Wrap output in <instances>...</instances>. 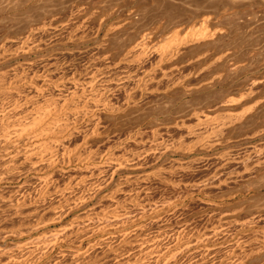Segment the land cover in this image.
<instances>
[{
	"label": "bare ground",
	"instance_id": "bare-ground-1",
	"mask_svg": "<svg viewBox=\"0 0 264 264\" xmlns=\"http://www.w3.org/2000/svg\"><path fill=\"white\" fill-rule=\"evenodd\" d=\"M28 1L33 2L34 0ZM95 1L74 0L66 8L65 19L62 20L55 19L57 15L53 14V11H48L45 7L44 18L42 13H39L37 19L35 20L32 18V15H29L31 13V10L29 9L27 13L28 15L25 17V23L27 25L26 33L16 38H5L0 41V98L10 97L8 100L0 99V184L2 182L12 184L11 191H14V196L12 195V197L8 200V208L11 212H19V216L21 210L25 212V209H28L29 206H33L31 207L32 209L35 206V210L39 209L43 211L40 214L38 213L39 218L36 217V211L33 212L35 213L34 215H36L35 217L37 219L44 221V219L50 220V218H58L60 220L72 211L86 206L85 204L91 200H94V198H97L99 203L106 204L105 202H108V205H111L114 201L121 198H119L120 194L126 192L124 191L125 187L129 184V181L133 179L129 175H126L128 172L126 174L121 173L129 170H132V172L136 171L143 173L146 169L145 166L150 165L148 164L149 161L151 164H153L152 161L157 156H161L169 147V144L166 143L168 146L166 147L165 145L163 149L162 146L165 144V142H163L165 140V136H163L164 140H157L159 141L158 143L154 142L155 148H152V145L141 150L142 147L140 148L136 146L137 149L140 148V150H136L134 148V150L138 152L133 153L132 151V153L129 154L128 151L125 152L127 148L124 150L123 147H128L130 143L129 141L131 140L134 142L141 140L145 133V129L142 130V128L136 127V129H133L129 132L125 133L124 131V133L121 135L117 134L119 137L117 136L118 138L114 140V137L110 134L112 132H110L107 129V126H105L106 123L103 121V115H117V113H125L128 108H131V106H140L143 101V97H149H146V94L149 93L153 95V93L157 92L156 90L160 91L161 88L167 89L171 85L175 86L177 83L181 82V79L173 80V77L175 76H173V74L178 71L179 65L176 66L175 63H171L173 58L177 59L176 55H178L179 50L176 52L174 50L172 51L171 49L170 51L172 52L163 51L161 54L159 53L157 55L158 57L156 61L153 62L150 67L148 66L147 69V66L145 65L148 64L146 63L148 59L146 58L144 60V72H141L142 74H139L140 72L136 73V70H139L140 68L139 66L144 64L142 60L144 57H142V55H144L149 50H145V47H147L146 45H148L150 39L146 33L143 35V37H141L140 40L135 42V45L133 44L134 47L130 46V48H132L129 50L130 52H124L126 49L123 51V47L120 48V50L123 52H119L117 51L119 48L117 49L116 46L114 47L115 50L117 49V52H114H119L118 55L115 54V56L117 55L116 57L118 58L117 63L121 69H124L121 71L120 69L117 70V73L115 74L113 70L116 68H113V66L116 63H113V60L116 57L114 59L112 58L111 53L113 54V50H107V52H103L102 54H100V51H106V46L108 43H110L108 41L112 36L111 33L118 29L119 25L122 24L120 21V24H112L106 28V30L103 29L105 31H103L104 35H102L100 38L101 40L97 44L94 42L96 44L95 47L93 45V50L96 52L95 55H97H94V58L91 56L92 59L90 58L88 62L84 63L85 65H82L84 67L80 72H77L79 69L76 68L75 69L77 71L73 72L71 68L69 70L62 67V63H59L61 61H58V57L56 58L58 52H50V50L57 51V49L54 50L52 48L56 45L77 44L78 46V44L91 42V40L93 41L98 38L97 35L101 33L104 24L110 22V16L112 15L111 12H113L114 8L113 6L110 7L109 0H97L99 2ZM44 9L42 10L44 11ZM94 19L95 22L99 19V21H97L99 24L95 23V25L98 26H96V31L94 30L96 34H94V31H91L93 33L90 34L86 30L89 23L91 21L94 22ZM116 21L117 23L119 22V20ZM121 26L122 25H120V27ZM66 31L68 32L65 36L63 33ZM119 32L117 31L116 33ZM116 33H113V36L116 35ZM120 35L123 34H119V36ZM119 36L117 35L118 38ZM206 36L207 35H205V37ZM121 37L122 36H120V38ZM117 40V46L121 47V41L119 39ZM112 41H115L113 40V37ZM131 53L135 54L136 56L135 57L133 55L135 58L132 62H136L135 66L139 65L137 66L139 68H137L135 71L134 69L129 71L127 70L128 68L125 67L130 63L129 60L131 58L130 56L132 55ZM83 54L84 53H82V55ZM67 55L69 54L67 53ZM77 55L82 56L81 52L79 54L77 53ZM74 56L77 57L76 53ZM145 56H149V54ZM21 59L24 61L23 63L18 62V60ZM115 60L117 61V59ZM63 61L64 60H62V62ZM126 62L129 63L126 65ZM110 63H113V66ZM59 69H62V72ZM57 71L61 73L57 74ZM113 73L115 75H113ZM180 77L182 78V76ZM164 83L167 85H164ZM34 85H36L37 90L34 89V94L31 92L32 96L29 94L27 96L26 94L28 97L26 102L20 104L18 100H14L13 97H15V93L18 94L21 93V91L24 92L29 86ZM55 90L57 91L56 93ZM115 92H118L122 96V100L116 101L118 100V97L116 100L114 99ZM115 94L118 95L117 93ZM176 106L177 104H171L166 106L164 110L162 108L159 109L160 112L155 115L156 118L158 119L162 115L167 117L168 115L170 116L171 113L175 111ZM158 111H155V113ZM191 116L192 120L190 123L188 122L189 120H186V122L184 117V120L180 119L181 121H178V124L180 123L181 128L185 129H183V131L186 132V135L183 137L190 139L188 142L191 144L190 146L187 144V138H185L186 141H184L187 145H184V142L181 140V142L178 143V149H182V152L183 149L186 151L189 148L192 151V149L194 150L196 148L211 150L213 148L215 149L216 147H223L227 143V139L223 137L225 136L224 133L226 132L224 131L225 127L238 122V120H240L239 118L242 117H236L228 114L227 116L216 113L208 114L204 111L194 112ZM163 119L159 120V122ZM156 121L158 122V120ZM155 128H158V126ZM163 129L164 128L161 130ZM153 132L154 131L152 129V133ZM155 133L157 135L158 130L154 132V135ZM263 134L264 133H262L261 136H263ZM146 135L144 136L146 137ZM159 135L160 134L158 133V136ZM150 137L153 139V136ZM150 137H146L147 143L148 138ZM185 139L183 138V140ZM171 141L172 140L169 142ZM94 142H99L101 147L99 143L97 145V143L95 144ZM172 142L174 143V141ZM102 143L106 144L107 147L102 148ZM127 143L128 145H126ZM262 143L261 145H250L244 155L239 157V159H242L243 162L241 163L244 165L242 166L243 174L241 173L239 178H242L241 176H244V173L251 176L264 169V144ZM174 144L173 146H176L175 148H177V143L175 145ZM140 145H143V143L141 142ZM187 146H189V148ZM171 148H169L170 151H174L172 150L173 148ZM166 153H169V151L165 152V154ZM216 156L217 160H219L218 162L222 161L224 163L225 161L227 162L232 160L231 157L233 156V152L230 150V148H226ZM159 158L160 157H158V160ZM187 164L185 163V165ZM217 164L218 163H216V165ZM150 166L152 167V165ZM216 168L219 167L216 166L215 169ZM153 170H155V168ZM161 170L165 171V169H160V171ZM160 171H158L155 176L158 174L160 175ZM119 174L122 176H119L120 178L118 177V179L116 177ZM147 175L148 174L146 173L145 176ZM150 175L153 177L152 174ZM218 175L222 176V174ZM139 176L141 177V174H139ZM149 176L145 178L143 177V179L148 180ZM140 177L136 178V180L140 179ZM158 177L162 178L161 176ZM232 178L233 177H228V180H226L229 181V179L231 180ZM211 181L213 180L207 179L202 181L198 188H195L196 190L192 192L191 189V195L195 193H203L204 189L212 184ZM109 188H112V191L110 190L111 192L108 191ZM262 189H264V183L259 186V190ZM11 191L10 193H12ZM203 195L205 198L209 197L206 193H203ZM0 197L2 196L0 195ZM110 202L112 203L110 204ZM119 202L116 201V203ZM146 203H139V205L137 204L138 206H134L132 204L135 207V210L133 209L134 207L132 210L125 207L121 203V205L116 204L117 206L112 204L114 206L111 207L112 209L110 206H108L107 208L100 211H96L97 209L94 210L91 208H85L80 214L76 215V217L73 218V220L65 228H62L56 232V234L53 233L54 236L52 235L53 237H49L50 239L47 238V241L46 238H44L45 241H43V239H39V243L35 242L38 240L31 241L24 245L16 246L15 249L12 248L13 246L9 247L10 245H8V247H0V264H38L40 259L45 257V255L49 254L52 259V252L58 245H73L76 247L79 245L78 247H80L83 241L92 237L96 238L97 240H95L94 243L88 245L85 251L82 250L81 252L76 249H74V251L60 249L57 255L53 258L51 264H110L111 258L116 260L114 262L115 264L116 262L118 264H130L133 260L130 259L131 256L130 258H127L130 261L129 263V261L122 256V253L128 251V253H125V255H127L130 253L129 250H131L132 247H137L138 245L141 249L139 250L138 254L136 251L135 254H137V256L139 254H143V256L146 254L147 256L149 253L151 255L153 254L152 256H154L156 253L154 256L156 260L153 262V264H166L167 260L175 257L173 254H177L178 250L175 251V249L182 245L180 244V246H176V243L179 242L177 238V242L168 245L169 248L164 249L162 247L165 251L162 250L163 252L161 253L160 251L156 250L157 247L153 242L149 243V241H152L155 237L158 239L157 236L154 235V238L153 236H148V238L146 236L138 238L140 236L137 235L144 234L142 231L145 226L135 227V229L130 231L127 230L129 228H126L136 221L143 219L144 217L146 218L148 215H157V213L160 211L167 210V207L169 206L166 204V207L164 203H161L160 205H147ZM208 206L210 205L208 204ZM31 208L29 207V210ZM167 211L170 212L168 215L173 216L179 212V209H169ZM21 214L23 215V213ZM10 215L12 216L11 213L8 214V216ZM168 215H166V217ZM250 216L244 217L243 220H236L233 225L230 224L232 221L227 222L220 218L217 220V222H215V224L213 223L212 228L208 232H206L204 235L202 234V237L199 239L194 238L196 239L195 243H193V239L192 241L189 240V238L187 239L189 236L186 237L184 233V238L186 237L184 243L186 246L183 245L181 248H192L194 254L206 256L207 258L204 257L206 262L204 261L203 264H216L215 260L217 254L227 250V252L230 251L229 253L231 254L229 256L227 255L228 257L226 258L228 259L224 258L225 261L220 260V264H234L235 261L233 259V262H231V257H240V255L242 257V255L246 256L249 255V253L258 251L255 249L257 247L246 248L247 245L243 243V240L245 239L243 238L242 240V237H246L247 234L243 235V233L250 231L251 227L256 221L259 222L264 220V214L261 211H256L251 217ZM30 217L31 216L27 218L32 219L33 216L31 218ZM36 218L35 220H37ZM157 219L160 220L159 218ZM21 220H23V218ZM150 220L152 221V219ZM151 221L148 222L149 225L150 223H154V221ZM155 223L157 224V222ZM4 229L6 228H3V230ZM256 233L257 235H264V228L263 230H257L253 234L256 235ZM11 235L14 236L15 234L7 232L6 230V232H2L0 239L5 240ZM241 235L242 237H239ZM150 238L152 239L150 240ZM159 239L162 238L159 237ZM159 239L158 241H160ZM228 239H231L230 241L233 242L226 244ZM153 241L157 243L156 240ZM151 243L153 244L150 245ZM209 243H211L210 246L206 247V244ZM157 246L159 247V250L162 249H160V245H158V243ZM162 246H164L163 243ZM251 246H254V244ZM139 247H137V250ZM187 248H185V250H187ZM173 251H175V253ZM146 252H148V254ZM192 253L193 252H191V254ZM137 256H135V259ZM192 256L194 257L195 255L192 254ZM132 257L134 256L132 255ZM193 257L189 259L188 256V260L193 259ZM140 258L137 259L139 260ZM218 258L221 259L220 255H218L217 259ZM246 258L244 257V259ZM137 259L135 260L137 264H152L150 258L149 261L151 263L149 261V263H146L145 260V262L141 261L142 258L137 262ZM177 259L178 258H176V260ZM171 261L168 263L172 264ZM201 262H203V258ZM133 263L135 264L134 261H132V264ZM241 263L239 262L238 264Z\"/></svg>",
	"mask_w": 264,
	"mask_h": 264
},
{
	"label": "rangeland",
	"instance_id": "rangeland-1",
	"mask_svg": "<svg viewBox=\"0 0 264 264\" xmlns=\"http://www.w3.org/2000/svg\"><path fill=\"white\" fill-rule=\"evenodd\" d=\"M73 1L74 0H34L33 2H29L28 0H0V41L5 38H16L26 33L27 25L25 23V17L26 15H28L27 13L29 9L31 10V13L29 15H32V18L35 20L37 19L39 13H42L44 18V7L48 11H53V14L57 15L55 19L62 20L65 19L66 8ZM109 2L110 7L113 6L114 9L113 12H111L112 15L110 13V22L104 24L101 33H99L100 35H97L98 38L93 41L91 40V42L78 44V46L77 44H60L59 46L56 45L52 48L54 50L57 49V51L50 50V52H58V55L55 53L57 55L56 58L58 57V61H61L59 63H62V67L69 70L71 68L73 72L77 71L76 69H79L77 72H80L84 67L82 65H85L84 63L88 62L91 56L92 58H94L96 52H94L93 49L95 45L101 40L100 38L102 37V35H104L103 31H105L106 28H108L112 24H120V21L122 22V24L120 25H122L123 27L121 26V28L119 25V28L117 27L118 29H116L115 31H123H120L119 33L113 31L111 33V39L108 41L110 43H108L106 46V51L102 50L100 51V54H102L103 52H107V50H113V54L111 52L110 53L112 55V58L114 59L118 55V53L122 51L120 50V48L123 47V51L126 49L124 52H130L129 50L132 49L130 48V46L134 47L135 42H137V40H140L143 35L147 33L150 38L148 45H146L147 47H145V50L149 49V52L147 51L144 55H142V57H144L142 59L144 64L140 66L137 65L140 68L135 66L136 62L134 61L133 63L132 61L136 56L135 54L131 53L132 55L130 54L131 58L129 60L130 63L128 62V64L126 62V65H128H123L127 67V70L129 71L131 69H134L135 71L137 68H139V70H141H136V73L140 72L139 74H142L144 72L143 70H145V66H147L146 69L148 68V66L150 67V65L156 61L158 57L157 55L159 53L161 54L163 51L169 52L171 49L172 51L174 50L176 52L179 50L178 55H176L177 59L173 58L171 63H175L176 66L179 65L178 71L180 69L181 70L179 72L176 71V73L173 74V76L175 75L176 77H172L174 78L173 80L181 79V82L177 83L175 86L171 85L167 89L161 88L162 90L160 89V91L156 90L157 92H152L153 95L149 93V95L146 94V97H149H143V101L140 106H131V108H128L125 113H117V115H103V121L106 123L105 126H107V129L110 132H112L110 134L114 137H112L114 140L119 137V134L121 135L122 133H124V131L125 133L129 132L133 129H136V127H140L142 128V130L145 129L144 131L147 135L145 133L144 135H146V137L153 136V139H151L152 137L148 138V143L146 140L147 138L144 135L142 137V139L144 140L141 139L136 142L132 140L129 141V145L128 143L126 144L128 145V147L126 145V147H123L124 150L125 148H129L128 150H125V152L128 151L129 154H131L132 151L133 153L138 152L136 150H140L141 147V150L152 145V148H155L154 142L158 143L159 141L157 140L162 141L164 139H167L166 141H163L165 142V144H163L162 146L163 149L165 145L166 147L168 146L166 143L169 144V147L165 151H169V153L165 154L164 152L161 156H157L155 158L156 160L154 159L155 161H152L153 164H151L149 161L148 164L152 165V167L150 165L145 166L146 169H143V173L136 172L134 170V172H132V170H129L121 173L126 174L128 172L126 175H129L133 179L129 181V184L126 186L127 188L125 187L124 191L126 192L121 193L119 196V198H121L119 200H116L117 202H120L116 203V201H114L115 203L110 202V204L112 203L114 206H117L116 204L121 203L125 207L132 209L134 206H138L139 203L147 202V205H160L161 203H164L165 205H169L168 207L166 205V207L168 208H166L167 210L179 209V212H177V214L173 216L168 215L170 212H168L167 210L160 211L159 213H157V215H148L146 218L144 217L143 219L136 221L126 228H129L127 230L130 231L135 229V227L145 226V230L143 229L142 231V233L144 234L137 235L140 236L138 238L145 236L147 238L148 236H153L154 238V235L157 236L158 239L160 237L163 240L159 239L160 241H158L156 237L153 239L157 241L158 245H160V249L162 247L164 249L169 248L168 245H170L171 243L174 244L178 239L179 242L176 243V246H180V244L182 245L180 247H177L178 249H175V251L178 250L177 254H173V256L175 257L167 260L166 264L168 262L170 263L171 260L172 264H179L182 262V264H192L193 262V264H203L204 261L206 262V256L194 254L192 248H181L183 245L186 246L184 242L187 236H189L187 237V239L189 238V240L191 241L193 239V243H195L196 239H199L206 232H208L212 228L213 223L215 224V222H217V220L220 218L223 219V221H232L230 224L233 225L236 220H243L244 217L250 215L252 216V214H254V212L256 211H261L264 214V189L259 190V186L264 183V169L251 176L244 173V176H241L242 178H239L242 173V166H244L241 163L243 162L242 159H239V157L244 155L250 145H261V143L264 141V134L263 136H261V134L264 133L262 132L264 131V0H114V2L113 0H109ZM114 5L117 8H115ZM42 9H44V11ZM116 20H119V22L117 23ZM97 21H99V19L96 20V22L95 19L94 22L91 21L87 27V30H85L92 34L93 32L91 31H96V28L98 27L97 25H95V23L99 24V22ZM67 32L68 31L63 33V35L66 36ZM113 33H116V35H114L116 37L117 35L119 36V34H123L120 35L122 36L121 38L120 36L119 38L117 37V39H119L122 43L121 47L117 46L116 41L118 40L113 36ZM94 34H96V32ZM205 35L207 36L205 37ZM112 37L115 41H112ZM115 46L117 47V49L119 48L118 50L116 49L117 51H119L118 53H115L117 52L114 48ZM80 52L81 55L82 53L84 54L82 56L77 55V53L79 54ZM67 53L69 55H67ZM73 53L74 55L76 53L77 57H75ZM115 54L117 55L115 56ZM148 54L149 56H145ZM133 55L135 57H133ZM146 58L148 59L146 61V63L148 64L145 65L144 60ZM115 59H117V61ZM115 59L113 60V63H116L114 65L115 67L113 66V63L110 64L113 66V68H116V71L113 70V72L116 74L117 70L120 69L121 71L124 69H121L119 67L117 63L118 58L116 57ZM62 60L64 61L62 62ZM18 62L23 63L24 61L21 59L18 60ZM141 66L143 69L141 68ZM59 70L61 71L62 69ZM61 72H58L57 74ZM114 73L113 75H115ZM180 76H182L183 80ZM164 85L167 84L164 83ZM34 86H29L28 89L25 90L26 92L21 91V93H15L16 95H14L15 97H13L14 100H18L20 104L26 102L28 94L31 95V92L32 94H34V89L37 90L36 85ZM56 92L57 91L55 90V93ZM115 93H117L118 95H116ZM115 93L114 99L116 100V98L118 97V100L116 101L122 100V96L118 92ZM8 98L10 97H1L0 99L8 100ZM171 104H177V106L175 107V111L172 112L173 114L171 113V115H168V117L162 115L157 119L155 115L160 112L159 109L162 108L164 110L166 106ZM195 109L198 112L204 111L208 114L216 113L223 116H227V114L236 117L242 116L241 118H239L240 120H238V122L225 127L226 130L224 129V131L226 132L224 133L225 136L223 137L227 139L226 145L229 144L230 146L224 145L223 147H216L215 149L213 148L211 150L196 148L194 150L192 149L191 151V149L189 148L191 144L188 142L190 141V139H188L187 137H183L186 135V132L183 131L184 128H181L180 123L178 124V121L180 119H185V121L189 120L188 122L190 123V121L192 120L191 115L194 112H197ZM155 111L158 112L155 113ZM161 119L163 120L159 122V120ZM156 120H158V122ZM161 123H163L164 125ZM154 126H158V128H155ZM162 128L164 129L161 130ZM152 129L154 132L158 130V133L160 135L158 136V133L157 135L156 133L154 135V132L152 133ZM159 129L161 130V132ZM155 136L157 138L159 137L160 139H157ZM163 136H165L164 139ZM183 138H187V141L186 139L183 140ZM176 139L178 140V142ZM170 140L174 141L175 144L177 143V148H175L176 146H173L174 143L172 141V143L169 142ZM181 140L183 142H188L187 144L189 146L187 147L190 150L188 149L184 151L183 149L182 152V149H178V143H180ZM141 142L143 143V145H140ZM186 142H184V145H187ZM94 143H97L98 145L99 142ZM262 144H264V142ZM102 145V148L107 147L106 144L102 143ZM136 146L140 148L137 149ZM228 147L233 152L234 158L232 156V160H229L227 162L225 161V164L222 161V163L218 162L219 160H217L216 155H218L226 148L229 149ZM134 148L136 150H134ZM169 148L174 151L171 152ZM158 157H160L159 160ZM185 163L188 164L185 165ZM216 163L218 164L216 165ZM214 166H218L219 168L215 169ZM153 167L155 168V170H153ZM160 169H165V171H160ZM158 171L164 174L165 177L161 173L160 175L158 174L157 176H155ZM218 171L221 173H219ZM214 172L216 173V175ZM146 173L148 174L147 176H145ZM217 173L222 174V176H219ZM139 174H141V177L139 176ZM150 174H152L153 177H151ZM119 176L121 177L122 175L119 174L116 178H118ZM144 176H149L148 180L143 179ZM158 176H161L162 178ZM139 177L140 179L136 180V178ZM228 177L233 178L227 181ZM207 179L213 180L211 181L213 185H209L207 188H205L206 190L204 189L203 191V193L208 194L209 197L205 198L203 193H195L191 195L192 192L196 190L202 183V181ZM11 190L12 184L7 182H2L0 184V195L2 196L0 197V224L2 225H0V236L2 235V232H6V230L7 232L15 234L14 236L11 235L10 237H7L5 240L0 239V247H8V245H10L9 247L13 246L12 248L15 249L16 246H21L31 241L38 240L35 242L39 243V239H43V241H45L44 238H46L47 241V238H51L52 235L54 236L53 233L56 234V232H58L62 228H65L73 220V218L76 217V215L81 213L83 209L91 208L94 210L97 209L96 211H100L107 208L108 206H110V208L114 207L112 204V206L108 205V202H105L107 205L104 203H99L98 199L94 198V200H91L90 202L85 204L86 206H81L82 208L74 210L75 212L72 211L60 220L58 218H56L57 220L54 218V220L53 218L46 217L50 218V220L46 219V222L45 219L44 221L37 219L36 217L39 218L38 213L40 214L43 211L39 209L35 210V206V209L33 208L34 210L31 208L33 206H29L31 209L29 210L28 207V209H25V212L21 210L20 218L18 214L19 212H11L8 208V200L14 193V191ZM110 190L112 191V188L108 189L109 192H111ZM10 191L12 193H10ZM4 199L6 202L4 201ZM208 204L210 206H208ZM133 209L135 210V207ZM35 211L37 213V216L34 215L35 213H33ZM10 213L12 214V216L10 215L11 217L8 216V214ZM21 213H23V215ZM166 215L168 216L166 217ZM29 216H33L32 219L27 218ZM34 217L37 220H35ZM22 218L23 220H21ZM157 218H159L160 220H158ZM150 219H152V221ZM150 221H154V223H150L149 225L148 222ZM155 222H157V224ZM2 227L6 229L3 230ZM263 228L264 220H261L259 222L256 221L255 224L251 227L250 231L243 233V235L247 234L246 237H242V235L239 236L242 237V240L243 238L245 239L243 240V243L247 245L246 248L257 247L255 249L258 251L249 253V255L246 256L242 255V257L241 255L240 257H231V262H233L234 259V264H236V262L237 264L239 262H242L243 264H264V235H257V233L256 235L253 234L257 230H263ZM183 234L186 236L185 238ZM196 236L199 237L197 238ZM151 239L152 238H150V240ZM95 240L97 239L94 237L86 239L82 242L80 247H78L79 245H77V247L73 245H58L52 252L53 254L51 253L52 259L49 254L45 255V257L40 259L38 264H51L53 258L57 255L60 249L73 251L74 249H76L81 252L82 250L85 251L88 245L94 243ZM153 240L149 241V243L153 242L157 247L156 250L160 251L161 253L165 251L163 248L159 250L157 243ZM230 240L231 239H228L226 241V244L233 242ZM153 243H151L150 245H152ZM162 243L164 246H162ZM210 244L211 243L206 244V247L210 246ZM250 244H254V246H251ZM257 244L259 247L257 246ZM137 247H139V245ZM137 247H132L131 250L133 251L129 250L131 254L129 253L125 255V253H128V251H126L122 253V256L126 258V260H128L127 258H130L131 256L130 259H133L132 261H134L135 264H137L135 260L140 257L142 258V260L141 258L139 260H145L146 263H149L151 261L153 264V262H155L156 258L154 256L156 253L154 254V256H152L153 254L151 255L150 253L146 256L144 252V256L143 254H139L137 256L139 250L141 249L139 247L137 250ZM185 248H187V250H185ZM180 249L183 251H181ZM136 251L137 254H135ZM175 251L173 252L175 253ZM191 252H193V255L197 256H194V258ZM226 252L227 250L218 253L217 257L218 255H220L221 259H217V257L215 256L216 260L219 262L220 260L225 261L224 258L228 259L226 257H228L231 253H229L230 251H228L227 253ZM146 253L148 254V252ZM132 255L134 257H132ZM135 256H137L136 259ZM188 256L189 259L193 257L194 260H188ZM244 257L247 258L244 259ZM176 258L178 259L176 260ZM202 258L203 262H201ZM111 259L110 264L111 262L112 264H115L114 262L116 260H113V258ZM139 260L137 259V262ZM216 260L215 262L217 264L218 262ZM132 261L131 263L129 261V263L132 264ZM221 261L218 264H220ZM116 264L118 263L116 262Z\"/></svg>",
	"mask_w": 264,
	"mask_h": 264
}]
</instances>
